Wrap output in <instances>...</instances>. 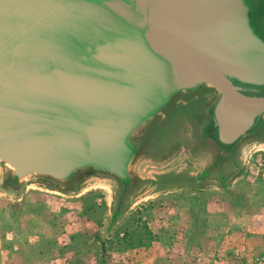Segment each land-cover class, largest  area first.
Masks as SVG:
<instances>
[{
  "label": "water",
  "instance_id": "water-1",
  "mask_svg": "<svg viewBox=\"0 0 264 264\" xmlns=\"http://www.w3.org/2000/svg\"><path fill=\"white\" fill-rule=\"evenodd\" d=\"M262 136L264 0H0L3 189L101 177L128 204Z\"/></svg>",
  "mask_w": 264,
  "mask_h": 264
},
{
  "label": "rangeland",
  "instance_id": "rangeland-1",
  "mask_svg": "<svg viewBox=\"0 0 264 264\" xmlns=\"http://www.w3.org/2000/svg\"><path fill=\"white\" fill-rule=\"evenodd\" d=\"M203 106L191 100L174 114L197 122ZM259 149L247 148L226 167L196 158L198 169L165 170L189 182H168L128 204L101 177L72 188L33 178L10 192L0 163V264H264ZM203 150L196 145L195 157Z\"/></svg>",
  "mask_w": 264,
  "mask_h": 264
},
{
  "label": "built area",
  "instance_id": "built-area-1",
  "mask_svg": "<svg viewBox=\"0 0 264 264\" xmlns=\"http://www.w3.org/2000/svg\"><path fill=\"white\" fill-rule=\"evenodd\" d=\"M260 166H261V167L264 166V162H261V163H260Z\"/></svg>",
  "mask_w": 264,
  "mask_h": 264
}]
</instances>
